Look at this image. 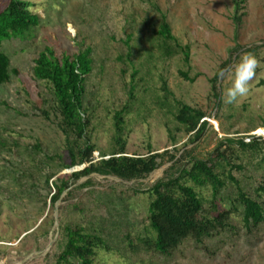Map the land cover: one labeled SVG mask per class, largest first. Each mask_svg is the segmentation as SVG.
Wrapping results in <instances>:
<instances>
[{
    "label": "rangeland",
    "instance_id": "rangeland-1",
    "mask_svg": "<svg viewBox=\"0 0 264 264\" xmlns=\"http://www.w3.org/2000/svg\"><path fill=\"white\" fill-rule=\"evenodd\" d=\"M9 1L0 0V12ZM23 1L38 16V26L0 47L9 69L18 72L0 87V264H56L66 244L64 227L83 228L107 243L111 251H98L94 264H264V227L246 234L238 213L232 216L236 229L207 244L211 254L187 242L173 258L163 259L134 252L126 240L129 235L137 244L146 234L147 191L190 160L206 159L223 140L234 143L227 153L241 167L232 172L241 188L257 199L256 189L264 187V145L257 151L237 145L253 137L264 142V0ZM162 15L179 45L189 48L188 65L159 38ZM46 47L68 56L91 51L83 104L94 162L118 148L114 117L122 113L126 156L168 151L178 164L172 169L169 155L162 156L160 167L141 180L91 175L52 204L53 182L87 165L63 167L70 163L66 137L47 85L33 76V61ZM245 53L259 61L256 75L246 97L226 104L232 69ZM179 104L206 115L209 126L199 141L174 120ZM197 192L209 213L210 191ZM234 200L229 186L219 211L230 210Z\"/></svg>",
    "mask_w": 264,
    "mask_h": 264
},
{
    "label": "trees",
    "instance_id": "trees-1",
    "mask_svg": "<svg viewBox=\"0 0 264 264\" xmlns=\"http://www.w3.org/2000/svg\"><path fill=\"white\" fill-rule=\"evenodd\" d=\"M30 7V3L23 0H10L0 12V47L4 41L24 39L26 34L38 26L39 18L30 12ZM238 20H234L237 26L240 22ZM157 34L170 55L179 52L184 64H189V48L179 45L163 15ZM90 53L88 49L73 56L59 55L54 49L46 47L33 61V76L35 80L47 85L52 95L51 109L58 120L57 126L66 137L70 163L63 166L64 169L87 165L83 170L59 176L53 182L52 204L57 203L64 194L71 195V188L91 175L112 176L122 181L144 179L160 167L157 162L160 157L169 155L165 151L161 155L149 153L142 157L126 156V143L122 139V113H117L114 126L118 148L110 153L108 159L102 156L101 160L94 162L92 155L96 148L90 144L86 133L89 126L88 109L83 104L85 79L91 73ZM9 68L8 57L0 53V87L9 82L11 75H18L16 70ZM180 76L193 82L185 74L181 73ZM41 115L45 119L49 117L45 111ZM205 118L202 111L183 104H179L174 116V120L188 135H192L195 142L200 140L209 126ZM233 144L232 140H223L206 159H192L188 167L178 168L175 174L166 175L157 181L147 191L151 202L146 234L137 238V244L131 241L129 235L126 236L128 247L134 252L171 259L185 243L191 242L196 249L211 254L207 244L236 229L232 224L234 214L240 215L241 228L246 234L264 227V187L255 191L259 201L241 188L239 181L232 175L234 171H241V167L233 165L230 161L232 155L227 153V148ZM237 145L241 151H257L264 142H261V138L253 137L248 144L241 140ZM176 159V155L168 156V162L174 163L172 169L178 164ZM229 186L235 190L234 204L240 210L233 205L230 210L219 211L218 202L222 200V192ZM203 190L210 191L212 211L209 213L205 212L204 200L197 192ZM64 232L66 244L56 264H94L98 251H111L102 238L83 228L64 227Z\"/></svg>",
    "mask_w": 264,
    "mask_h": 264
},
{
    "label": "clouds",
    "instance_id": "clouds-1",
    "mask_svg": "<svg viewBox=\"0 0 264 264\" xmlns=\"http://www.w3.org/2000/svg\"><path fill=\"white\" fill-rule=\"evenodd\" d=\"M258 66L259 61L252 53H245L241 56L232 69L231 85L224 93L226 104L237 103L248 95L250 81L255 77Z\"/></svg>",
    "mask_w": 264,
    "mask_h": 264
},
{
    "label": "water",
    "instance_id": "water-1",
    "mask_svg": "<svg viewBox=\"0 0 264 264\" xmlns=\"http://www.w3.org/2000/svg\"><path fill=\"white\" fill-rule=\"evenodd\" d=\"M83 168H86V167H82L81 170H83Z\"/></svg>",
    "mask_w": 264,
    "mask_h": 264
}]
</instances>
